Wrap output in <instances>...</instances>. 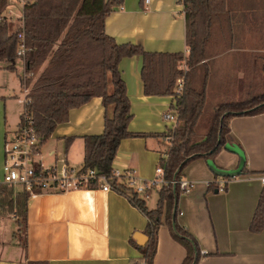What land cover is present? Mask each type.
I'll use <instances>...</instances> for the list:
<instances>
[{
	"label": "crops",
	"instance_id": "obj_1",
	"mask_svg": "<svg viewBox=\"0 0 264 264\" xmlns=\"http://www.w3.org/2000/svg\"><path fill=\"white\" fill-rule=\"evenodd\" d=\"M18 2L23 8L22 0ZM183 11L178 0H124L107 18L105 30L119 45L141 46L149 53L186 54ZM211 33L209 50L216 55L204 63H210L207 101L212 100L215 106L240 101L248 75L244 69L251 67L256 57L264 56V0H226V12L213 18ZM119 68L131 101L129 132L140 137L121 141L113 169L122 174L131 172L139 182H149L167 151L161 136L169 124L163 116L174 100L145 95L141 57L123 59ZM18 127L6 123L1 129L0 161L6 136ZM104 128L102 99L93 98L71 110L69 120L57 126L42 147L40 161L45 167L62 168L66 164L82 168L84 138L101 136ZM229 128L227 144L218 156L196 159L184 169L182 178L193 182L195 188L180 195L177 224L197 242L199 264H264V231L251 230L264 190V114L235 117ZM67 139L73 140L67 143ZM230 148L243 153L247 173L227 180L217 176L212 167L238 170L241 158ZM222 183H228L225 191L220 190ZM158 201L159 190L150 192L147 207L155 210ZM27 207L23 235L27 249L15 236L19 230L15 215L0 211V264H134L149 242L147 217L115 191L42 194L29 198ZM140 234L147 237L143 246ZM186 257L187 250L163 218L153 264H183Z\"/></svg>",
	"mask_w": 264,
	"mask_h": 264
},
{
	"label": "trees",
	"instance_id": "obj_2",
	"mask_svg": "<svg viewBox=\"0 0 264 264\" xmlns=\"http://www.w3.org/2000/svg\"><path fill=\"white\" fill-rule=\"evenodd\" d=\"M124 0H23V18L19 26L7 20L9 0H0V69L16 71L15 61L23 34L28 48L22 59L25 74L21 85L30 88L27 107L43 147L58 125L69 120L71 110L82 107L93 98H101L105 109V128L101 136L84 138L83 170H96L106 175L116 193L125 196L148 219V244L142 258L134 264H153L157 251V234L163 218L174 237L187 250L183 264H199L201 252L195 239L177 224L178 199L182 194L172 182L183 179L182 173L196 159L213 160L227 144L230 121L239 116L264 114V92L253 94L262 85L257 76L244 83L241 101L224 102L207 111V88L210 70L204 78L198 64L205 60V46L211 38L213 18L226 12V0H178L184 7L186 45L190 49L189 72L183 93L176 94L178 81L184 75L181 63L184 54L149 53L141 46L119 45L105 30V23ZM22 22V23H21ZM202 36V37H201ZM141 57L145 95L172 97L171 110L178 114V125L171 131V145L161 155L169 185L138 193L125 177H113V163L122 140L140 137L129 132L133 119L127 86L122 78L123 59ZM261 71L264 73V64ZM167 132L161 136L165 139ZM73 139H67L70 143ZM247 171L243 170L242 174ZM230 180L232 178L225 177ZM212 187V186H211ZM159 190L155 210L147 207L150 192ZM226 190V187H225ZM28 194L14 195L9 187L0 188V211L15 215L19 224L16 235L25 234ZM177 202V206H176ZM176 210V214L174 213ZM255 233L264 231V190L251 224ZM146 237V238H147ZM27 249V239L21 242ZM28 264H49L33 261Z\"/></svg>",
	"mask_w": 264,
	"mask_h": 264
},
{
	"label": "built area",
	"instance_id": "obj_3",
	"mask_svg": "<svg viewBox=\"0 0 264 264\" xmlns=\"http://www.w3.org/2000/svg\"><path fill=\"white\" fill-rule=\"evenodd\" d=\"M145 1L149 3V0ZM11 13V11L8 12L7 10L5 14L10 22L13 20L8 18ZM22 18L23 15L19 21ZM19 40L18 57L22 60L26 56L28 48L25 45L23 34L19 35ZM184 84L185 81L183 79L178 81L177 96L183 93ZM24 91L26 93L23 100H19L24 107L19 127L14 133L7 135L4 142L5 161L0 188L5 186L13 190L20 188L21 193L28 194L29 198H35L42 194H67L81 190L98 189L105 193L113 191L109 183L110 177L99 174L96 170L85 171L83 168L70 167L66 164L62 168L57 166L45 167L43 165L40 161L41 138L35 128L33 118L27 111V107L31 103V100L28 99L29 91L27 89ZM163 120L169 124V128L166 131L168 137L164 141L166 144L171 145L173 137L170 133L178 125V114L175 110H170L163 116ZM112 176L116 178L125 177L128 185L138 193H146L170 184L165 177V171L162 166L157 168L155 178L149 182H139L131 172L122 174L114 171ZM262 182L264 184V178H262ZM227 184H220V190L225 191ZM172 185L179 186L184 195L190 194L195 188V184L187 179L174 180Z\"/></svg>",
	"mask_w": 264,
	"mask_h": 264
},
{
	"label": "rangeland",
	"instance_id": "obj_4",
	"mask_svg": "<svg viewBox=\"0 0 264 264\" xmlns=\"http://www.w3.org/2000/svg\"><path fill=\"white\" fill-rule=\"evenodd\" d=\"M8 11L12 12L11 14L8 15V18H12L13 20L11 22L15 24V27H18L20 24L19 18H21L23 14V8L21 4L18 2V0H15L14 3L10 4ZM211 40H207L206 42L205 60L198 64V68L199 70H201L200 71L201 73L199 74V80L201 79V81L204 78V74L206 72L205 70L209 67L210 64L208 62L209 63L208 65H204V63L209 59H211L214 55H216L215 51L212 52L209 50V44ZM221 52H225V50H222ZM189 55H190V49H188V53L184 54V61L180 65L181 69L184 72V75L181 78L183 80H185L186 74L190 70L187 63ZM263 64H264V56H258L255 58V61L253 60L251 62V67L244 69V73L246 75L248 74V77H251L253 75L257 76V79L259 80L257 81L258 84L262 85L253 94H260L261 92H264V73L261 71ZM14 65L16 67V71L14 72L9 71L7 69H0V131L6 126V123H8V125L10 126H16V124L19 125L24 110V107L22 104H20L19 100H23L24 95L26 93V91H24L25 89L30 91L29 87H25L21 85V77L24 75L25 72L24 62L21 59H19L15 61ZM0 66L2 68L6 66V64H1ZM243 92H245L244 85H243ZM243 98L241 100H243ZM214 107H216L215 104L212 102V100L208 99L207 111L212 110ZM4 158H5V151H4V143H3V160L0 161V180L2 179V175H3V166L5 161ZM13 192L15 196L21 194L20 188L14 189ZM23 235L24 234L22 229V232L18 235V238L20 239L21 242L23 241Z\"/></svg>",
	"mask_w": 264,
	"mask_h": 264
},
{
	"label": "water",
	"instance_id": "obj_5",
	"mask_svg": "<svg viewBox=\"0 0 264 264\" xmlns=\"http://www.w3.org/2000/svg\"><path fill=\"white\" fill-rule=\"evenodd\" d=\"M231 152H234L236 154H238L241 158V162H240V166L238 168V170L236 171H233V172H228V171H220V170H217L215 167L213 169V171L215 172V174L219 177H230V178H234L235 176H238V175H241L244 168H245V157L243 155V153L239 150V149H234V148H230L229 149ZM176 206H177V202H176ZM176 214V210L174 212ZM138 239L140 241V244L143 246L145 245V242H146V237L142 234H140L138 236Z\"/></svg>",
	"mask_w": 264,
	"mask_h": 264
}]
</instances>
